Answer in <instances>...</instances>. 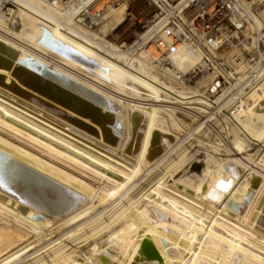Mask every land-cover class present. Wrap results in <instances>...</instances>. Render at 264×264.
Masks as SVG:
<instances>
[{"label": "bare ground", "instance_id": "1", "mask_svg": "<svg viewBox=\"0 0 264 264\" xmlns=\"http://www.w3.org/2000/svg\"><path fill=\"white\" fill-rule=\"evenodd\" d=\"M16 2L20 9L11 28L6 15L10 17L12 10L8 8L5 14L2 9L17 6L14 0H3L0 6V188L7 180L16 183L13 174L6 175L14 166L20 186L13 185L18 190L13 192L21 198L26 195L30 207L0 196V228L14 232L11 235L9 231L13 236L9 238H18L16 242L0 239V264H12L24 256L33 249L30 244L34 241L50 240V246L61 236H66V243L58 242L49 253L36 254L30 264H264V213L261 216L259 212L261 228H257L256 211L248 228L240 225L253 207L257 186L264 182L263 171L247 162L254 157L264 163V113L248 107L228 117L240 139L222 161L199 150L195 162L183 173L175 171L171 184L161 181L163 177L148 189L150 182L137 187L139 181L134 179L140 171L162 163L171 136L161 126L164 121L158 109H171L175 103L211 107L222 102V95L211 85V76L194 79L201 53L191 40L176 41L173 34L161 32L158 44H174V49L168 53L167 66L156 63L145 9H138L131 0ZM41 2L47 10L41 8ZM85 12L94 23L101 21L103 14L113 17L97 33L102 38L75 21ZM232 22L237 29L235 19ZM233 31L225 32L226 41L220 38L223 46L219 53L233 41L247 40L240 41ZM243 31L247 34L249 27ZM139 60L171 78L180 74L176 82L188 90L174 91ZM189 66L190 73L182 76ZM42 68L53 74L42 76ZM60 76L69 83L48 85L52 77ZM205 78L210 80L199 93ZM250 95L254 99L253 92ZM148 98L157 105L148 104ZM92 107H98L103 117ZM187 109L204 118L193 108ZM8 155L36 171L29 174L28 165L27 170L20 169L23 164L15 165ZM37 170L43 178H51L45 177L47 181L52 180L47 191L41 190L45 186L37 179ZM84 173L102 185L83 179ZM132 190L134 196L129 195ZM117 196L126 199L128 207L124 208L121 199L104 207ZM108 208V219H101V210Z\"/></svg>", "mask_w": 264, "mask_h": 264}, {"label": "rangeland", "instance_id": "2", "mask_svg": "<svg viewBox=\"0 0 264 264\" xmlns=\"http://www.w3.org/2000/svg\"><path fill=\"white\" fill-rule=\"evenodd\" d=\"M26 1L31 2V0H26ZM131 1L133 2V5L135 4L137 6L138 9L142 6L143 7L146 6V2L144 0H131ZM253 1H254L255 6L257 7V9H259V8L263 9L264 8V0H252V2ZM14 3L16 4L17 7H12L10 5H7L6 8L2 9V12L5 14L8 13V10H7L8 8H10L12 10V12L10 11V13H11L10 17H9V15H6V16H8V19H9V22H7V24L9 23L8 28H11L10 25H12V23H10V22H13L16 19L17 13L19 11L18 9H20L18 6L20 4H18V2H16V0H14ZM41 3H40L41 8L43 10H44V8H45V10H47L48 6L46 5V3H42V4ZM2 5H3V0H0V6L2 7ZM46 6H47V8H46ZM50 11H52L51 8H50ZM152 11H153V9L149 10V13H147L148 14L147 19H149V17L153 15L154 11L153 12ZM102 17H103V19L101 20L102 23L97 24V25L95 23H98L101 21H97L95 23L94 22H92V23L85 22V19H84L82 13L79 14L78 16H76L75 21L78 23L79 27L83 26L86 29H88L92 34L98 36L97 33L100 32V30L101 31L104 30L103 28H105L107 24H110L109 20L113 19V17H111L109 14H103ZM80 18L82 19L83 22H81ZM260 21L261 20L256 18V24L261 29V32L264 35V24L262 23V21L261 22ZM78 25H76L75 27H77ZM150 26L151 25L148 24L147 29ZM0 28H3L2 24H0ZM247 33H248V37H247V40L245 41V43L243 42L244 44L239 43L237 41H233V42H231V44H229L228 46H226L224 48L223 53L220 52L218 54V56L222 59V61L226 65L227 71L231 75V80L228 82L229 84L226 86V88L223 90V92H221L220 94L218 93V96L222 95V97H223L221 103H219L217 105L211 104L212 105V106L210 105L211 107H209V105L207 106L204 104H190V106H189V104H187L184 106L182 104H178V103L176 104L175 103V105L171 109H168L167 107L164 109L159 108L161 110L158 109V115L160 114L159 116H160L161 120L163 119L162 122L164 121L161 126L164 129V131L168 130L167 133H169L171 136H169L170 139L168 138V145L163 149L162 156H164V159H163L162 163L160 165L156 166L155 168L153 167L152 170H151V166L147 165L145 167V169H143V171H140L137 174L136 178L134 179V182H136V183L139 181L138 184H140V185L137 187H140V186L142 187V185L144 186L150 182L145 187L146 189H148L149 187H152L151 185H153L156 182V180H158V179L160 180V178H163V177L164 178L161 179V181H164V182L169 181V184H171L170 179H173V177H175L176 173L177 174L183 173L185 168H187V166L193 164L196 160L195 155L198 153H201L200 151H202V150H203L202 151L203 154L211 155V157L213 156V158L218 157V158H220L219 160L222 161V159H224L223 155L225 154V152L227 153V151L235 150L233 145H235L234 143H236V141L240 139L238 137V136H240V135H238V132H237L238 136L234 134L235 131H237V130H235L234 126L232 125L233 122L230 124V122L232 120H229L230 118H228V117L231 116L233 113H235V111L236 112H237V110L240 111L243 108L247 109L248 107L250 109H255V110L257 109L256 111H258V109H260L258 113H261V114L264 113L263 112L264 111V108H263L264 107V102H263L264 96H262L263 98L260 96V94L264 93V42H263V45L260 46V56H259V54H255V52L251 50V39H252L251 37L253 34H252L250 27H249V32H247ZM98 37H100V36H98ZM100 38H102V37H100ZM118 42H119L118 45H122L123 40H119ZM245 44H246L245 47H247L246 50L248 52L246 50H244V48H243V45H245ZM200 60L201 59L199 56L198 59H196L195 66H197L199 63H201ZM139 61H142V60H139ZM142 62L145 63L147 66H149V69L151 71L153 70L152 72L150 71L151 73H153L152 75L157 76L161 82L170 86L174 91L176 90V92L177 91H179V92L184 91L185 92L186 89L188 90L187 87H182V86H179L177 84L176 77H179L180 74L177 75L175 78H173V77L171 78L168 74H165V73L160 72L159 70L153 68L148 62H145V61H142ZM189 73H190V66H189V68L187 67V69L185 70V75L184 74L183 75L181 74V75L186 76ZM209 80H210L209 78L208 79L205 78L203 83L201 85H199V88H200L199 93H201L204 90V85L207 84L209 82ZM252 92L254 95V99L250 95ZM257 96H259V97H257ZM169 99L170 98H168V99L166 98V101H169ZM239 99H240V101H239ZM146 100L150 101V102L147 101V103L149 102L148 104H152V105L156 104L157 105V103L152 101L153 99L148 98ZM151 101H152V103H151ZM170 101H172V100L170 99ZM185 102L188 103V101H185ZM189 102H191V101H189ZM134 105L136 107H138V105H136V104H134ZM140 107L144 108L143 105ZM184 107H185V109H183ZM187 108H190V109L193 108V112H195V114L199 113V115L203 116L204 118H199L198 115L191 114L190 113L191 110L188 112L189 109H187ZM162 110L163 111L167 110V112L166 111L163 112ZM169 110H171V111H169ZM168 111H169V113L172 114V116L168 113ZM163 124H164V126H163ZM200 124H202V125H200ZM244 147H243L244 149H242V150L244 152H246V150L248 151V148L245 145H244ZM197 151H199V152H197ZM213 151H215L216 153ZM250 153H252V152H249L247 155H250ZM180 156H181V158H180ZM7 157H8V159H10L12 156L8 155ZM12 159H14V161H16V162L18 160H20L19 158L15 159L14 157H12ZM180 160H182V161H180ZM16 162H14L15 165L16 164L21 165L20 162L23 164V162L21 160L17 163ZM247 162L250 166L252 165L251 168H253V169L255 168L259 172L262 170L263 172L262 171L261 172L264 174V166H263L264 163L256 161L254 159V157L253 158L249 157ZM177 163H178V165H177ZM223 163L224 162H222V164ZM12 164H13V160H12ZM25 164L26 163H24L23 165L25 166ZM253 164L255 167L253 166ZM23 165H22V167H20V169L22 168L24 170H27L26 168H27L28 164H26L25 167ZM176 165L179 167H177ZM28 166L31 168L30 169L28 167L29 168L28 170L29 171L31 170V172H29V174H31V173L34 174V171H36V170H34L30 165H28ZM167 166H169V167H167ZM17 167L19 168L18 165H17ZM18 168H16L18 171L17 175L20 172L18 170ZM32 170H34V171H32ZM175 171H176V173H175ZM220 171L223 173V169L220 168ZM6 172H7V170H6ZM39 172L37 170V172H35V174L37 176H40ZM15 173H16L15 168L13 166V167H11V172L9 171L8 174H6V175L9 176L10 174H13L12 178L13 177H15V178L12 180H15L14 182H16V183L10 184L11 182H8V180H7L6 183L8 186L10 185V188L5 185L6 183L2 184V187L0 188V196H4V197L6 196V198H8L12 201L19 202V205L23 204V206H25L26 208L27 207L29 208L30 207V205L28 206L29 198L26 197V195H25V197L23 195V198H21L19 196L20 193H16V191L18 192V190H16V188L14 189V186L18 187L17 189H19V186H20V184H18V183H20L19 182L20 180H18V179H20V175L18 177L15 175ZM41 174L43 176L42 172H41ZM84 174L86 177H84V175H83V179L87 178L86 179L87 181L92 180L91 181L92 183H94L95 180H96L95 183L98 182L97 179H93L95 177H93L92 175L87 174V173H84ZM88 175H90L91 177ZM33 176H35V175H33ZM42 176H40L39 178L37 177V179L40 180L41 182L43 181L42 184L45 186V187L41 186V190L46 188L44 191H47L48 190L47 185L52 184V180L47 181L46 178L49 179L50 177L44 176V178H43ZM159 176H161V177H159ZM88 178H91V179H88ZM8 179H9V181H12L11 177H9ZM93 180H94V182H93ZM263 180H264V178H263ZM152 182H154V183L152 184ZM100 183L98 182L97 184L102 185V182H100ZM15 184H18L19 186L15 185ZM260 185L264 186V182L261 181V184H259L257 186L258 188H256L258 193L255 194V197H253L254 199H253V205H252L255 208L251 207V209H250L251 211L249 210L250 213H248L247 218H246L247 220L243 219V221H241V223L242 222L243 223L240 225L243 228L249 227V223L251 222L252 218H254L252 216V214L255 213V211H256V213H258V216L256 219V223L258 224L257 228H261L260 227L261 220L259 218H262V217H260L259 212H260L261 216L264 213V211H263L264 210V204L262 203V201H263L262 199L264 198V187L263 186L260 187ZM11 187H13V189ZM145 188H144V190H145ZM259 188H261V190ZM14 190H16V191L13 192ZM144 190L142 192H144ZM15 194H17V195H15ZM130 194H131V196H134L136 193L134 190H132L129 192V195ZM12 195H13V197H12ZM24 198L25 199L27 198L26 199L27 201ZM118 198L119 197L117 196L113 200H110V202H108L107 205L104 207H107L109 203H113L114 200H115L114 204H116L117 202H120L121 198H119V199ZM13 199H16V200H13ZM20 199H22V200H20ZM121 200H123L124 204L123 203L122 204L124 205V208L128 207L127 206L128 201L126 199H123V198ZM22 201H24V202H22ZM262 205H263V207H262ZM131 207H133V206H131ZM101 209H102V207H101ZM257 209H259V210H257ZM260 209L262 212L260 211ZM108 211H109V208L105 209V210H101V212L99 211L101 213V217H102L101 219H103V218L108 219ZM87 215H88V213H87ZM9 231H11V233H12V230L1 227L0 228V239L1 240H3V239L8 240L9 235L11 234V233H9ZM13 233L11 235H13ZM2 235L4 236V238ZM11 235H10V237H11ZM15 236H14V238H15ZM57 236L59 237L60 235H57ZM61 237L59 239L56 237L57 238L56 243L59 242V245L66 243V241H67L66 236H63L62 238ZM11 238H9V240ZM56 238H54V239H56ZM65 239H66V241H65ZM12 240H14V239H11V241ZM16 240H14L13 242H16ZM36 242H39L40 246ZM49 242H50V240L47 241L46 243H45V241H42V242H40L39 240L34 241L32 244H30L33 249L30 250L28 253L24 254V256H22L21 258L16 259L12 264H30L31 261L37 255H39L41 252L47 250L46 253H49L51 250L55 249L58 246V245H56L55 241L50 243L49 244L50 246H48ZM17 244H18V242L14 246H16ZM54 244L56 246L53 248ZM44 245H45V248L40 250L42 248L41 246H44ZM107 249L111 250V247L109 246ZM36 250H38V251H36ZM33 252H35V253H33ZM31 253H33V254H31ZM9 254H11V252ZM25 255H27V256H25ZM30 255H32V256H30ZM27 257H29V259H27Z\"/></svg>", "mask_w": 264, "mask_h": 264}, {"label": "built area", "instance_id": "3", "mask_svg": "<svg viewBox=\"0 0 264 264\" xmlns=\"http://www.w3.org/2000/svg\"><path fill=\"white\" fill-rule=\"evenodd\" d=\"M144 1L146 6L143 14L147 16L149 10H156L149 19L145 20L146 26L151 25L148 30H152L151 37L153 38L154 47L152 57L154 61H159L163 63L162 66H167L169 63L168 53L173 52L174 49V44L164 47L158 44L157 40L161 32L167 33V35L173 34L176 41L180 38L191 40L190 43L201 53V66L193 74L195 75L194 79H198V76L202 78L204 74L211 76V85H214L219 94L223 92L231 80L226 65L218 56L219 50L223 46V43H220L219 40L224 37L225 32L228 33L230 30H234L233 32L238 35L237 39L245 41L248 33L245 34L243 29L245 26L250 27L253 34L251 37V50L260 56V46L263 45L264 35L254 22V18H258L264 24V8L257 9L254 3L247 4L243 0ZM135 7L137 6L135 5ZM84 19L85 22H93L88 12H85ZM232 19H235L236 24L239 26L237 29ZM193 21L196 23L195 27L192 25ZM197 27L199 29H195ZM223 40L226 41V38L224 37ZM216 41L217 44H215ZM245 46L246 44L243 45L244 50L247 48ZM164 59L165 62H163Z\"/></svg>", "mask_w": 264, "mask_h": 264}, {"label": "water", "instance_id": "4", "mask_svg": "<svg viewBox=\"0 0 264 264\" xmlns=\"http://www.w3.org/2000/svg\"><path fill=\"white\" fill-rule=\"evenodd\" d=\"M44 67V66H43ZM42 76H47L46 74H53L52 73V71L51 70H47L46 68H42V71H41V73H40ZM54 76H55V74H54ZM52 79H53V81H48V85L49 86H57V87H61L59 84H62V82H64L65 81V79H63V78H61V76L58 78V79H56L55 77H52ZM65 83H69V81H65ZM65 86H67L66 84H65ZM68 87V86H67ZM83 101H86V100H84L83 99ZM87 102V101H86ZM87 104L88 105H90L91 103H89V102H87ZM96 108H98V107H92V109L95 111V114L96 115H98V116H101V117H103V115H101V113L99 112V110L98 109H96ZM134 115V114H133ZM157 144V143H156Z\"/></svg>", "mask_w": 264, "mask_h": 264}]
</instances>
